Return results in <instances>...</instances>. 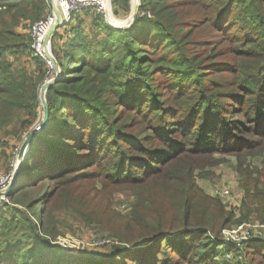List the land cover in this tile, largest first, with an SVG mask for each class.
I'll return each instance as SVG.
<instances>
[{
    "label": "trees",
    "instance_id": "obj_1",
    "mask_svg": "<svg viewBox=\"0 0 264 264\" xmlns=\"http://www.w3.org/2000/svg\"><path fill=\"white\" fill-rule=\"evenodd\" d=\"M5 2L0 128L19 110L30 116L19 121L26 125L38 114L42 77L33 71L35 59L19 61L30 42L16 26L43 17L49 6L48 0ZM138 6L129 27L92 14L95 29L86 32L83 13L77 24L63 25L72 33L57 58L61 76L46 93L48 125L31 140L8 195L27 210L0 203V264H224L227 251L264 264V235L225 245L221 231L235 223L236 211L196 180L219 162L214 154H235L242 208L264 207V167L248 161L264 153V0ZM36 187L40 194L28 197ZM118 188L137 196L127 220L112 211ZM62 209L86 223L106 219L101 227L111 230V249L54 244Z\"/></svg>",
    "mask_w": 264,
    "mask_h": 264
},
{
    "label": "rangeland",
    "instance_id": "obj_2",
    "mask_svg": "<svg viewBox=\"0 0 264 264\" xmlns=\"http://www.w3.org/2000/svg\"><path fill=\"white\" fill-rule=\"evenodd\" d=\"M132 1L133 0H112L114 15L119 19L128 18L130 16ZM3 2H5V0H0V4H2ZM5 4L7 5V3L5 2L0 6H2V8H5ZM139 4H137L136 11H138ZM83 14L84 15L82 16V19H84V22L82 23V26L84 30L86 32L93 31L95 29V26L93 24L94 15H92V13H90L89 11H85L83 12ZM110 16L111 15H109V18L105 16H103L102 18L111 25L117 24L121 25V27H129L133 24L130 18L127 22H115L110 18ZM37 20H33V18L22 19L20 24L16 26V30L26 35L28 37L29 42L30 30L32 29L34 23ZM78 21L79 19L75 17L73 23L77 24ZM57 31L58 32H55L51 40V50L56 59L58 57H62L65 41L72 33L70 31L69 26H61ZM8 55H10L11 58L18 60L17 56L12 52H9ZM31 59H35L37 62L34 65L35 68H33V71L36 75L42 77L40 81L41 83L55 76V67H51L50 64L41 56H36L30 48L28 49L25 58L19 59V61L26 62ZM57 62L60 66L58 59ZM50 69L53 70V73L49 75ZM40 84L38 87L39 93ZM41 109H43L42 104H39L38 114L35 118H33L29 125H26V121L19 122L20 119H29L30 117L29 114L24 110H19L18 113L14 115L12 122H10L7 126L0 128V181L1 178L4 179V177V180H6L4 184L0 185V189H4L11 180V176L14 170L15 158L19 156L22 141L25 135L27 134L28 130H30L38 121ZM34 129L35 128H33V130ZM214 157L219 158V162H217V164L207 166L205 168V173L203 175L198 174L196 180L206 192L212 195H217L219 197L220 194L218 193L217 189H221L222 187L230 185V188L235 195H233L235 197L233 198L234 202L231 201L230 198L227 199L225 196H221L220 198L227 204V208H232L234 209V211H236L235 223H233L231 226L222 229L221 235L223 238L226 237L228 241L239 240L244 233V227H246L248 223H264V221H262V218L264 217V207L261 208V204L257 203L258 207L257 205H252L250 212L242 208L241 201L239 202V200L240 197L244 195V190L241 185L242 176L240 172L236 169L238 163V156L232 153H216L214 154ZM263 158L264 153L261 155L257 154L249 156L248 161L250 162L251 166L256 165L259 167V169H263ZM263 172L264 170L262 171V173ZM261 179L262 180L260 186H262V184L264 186V176ZM97 185L100 188L102 187L101 180H97ZM46 186L47 183H44V187ZM240 191H242L243 193L240 194ZM39 194L40 190L38 187H36L32 192L29 193L28 197L36 196ZM3 201L14 205H20L23 209L27 210V208H25L20 203H16L14 199L11 198L10 200L8 196H4L3 199H1L0 203ZM136 201L137 196L131 190L125 188L115 189L111 198V207L113 208V214L117 216V220H127L132 214ZM96 208L103 209L104 205L101 202H98L96 204ZM253 208L257 209L253 210ZM56 214L58 218H55V220L58 221L57 225L59 233L54 238L50 237L51 241L54 242V244L70 251H77L82 246H88L92 249L101 251H109L111 249L113 245V241L110 240V238L113 237V235L111 234V230L108 228L101 227L103 225H106V219L103 220L101 218H98L90 223H86L84 220H82V217L78 213L72 212L70 210H58ZM261 230L262 234L256 235H264V227H262ZM107 237L109 238L106 239ZM232 254L234 255L232 259L227 258L226 254H224L220 256V261H223L224 264H247L246 258L243 254H236L234 251H232Z\"/></svg>",
    "mask_w": 264,
    "mask_h": 264
},
{
    "label": "built area",
    "instance_id": "obj_3",
    "mask_svg": "<svg viewBox=\"0 0 264 264\" xmlns=\"http://www.w3.org/2000/svg\"><path fill=\"white\" fill-rule=\"evenodd\" d=\"M48 3L49 6L46 14L43 17H41L39 20H37L34 23L32 29L30 30V49L32 52H34L36 56H41L50 64L51 67H53V65L49 61L50 58L46 54L45 39L50 27L57 21V17L52 9L49 0ZM139 3L140 0H137L136 7L137 4ZM56 4L61 13V18L64 24L71 23L77 15H80L85 11H89L92 14H102L105 17L109 18V12L113 10L112 0H56ZM143 13H147L149 16H151L150 11H143ZM52 73L53 70L50 69L49 75ZM4 179L1 178L0 185L5 183L6 180ZM217 191L220 194V197L221 196L226 197L232 195V190L230 188V185L222 187L221 189H217ZM1 199H3V197H0V201ZM262 227H264V223L262 224L248 223L246 227H244L245 229L244 233L239 240L228 241V239L224 237L222 238V241L225 243V245L240 246L243 241L249 240L252 236L256 234H262V230H261ZM225 254L226 257L229 259H232L234 257L232 251H227Z\"/></svg>",
    "mask_w": 264,
    "mask_h": 264
},
{
    "label": "water",
    "instance_id": "obj_4",
    "mask_svg": "<svg viewBox=\"0 0 264 264\" xmlns=\"http://www.w3.org/2000/svg\"><path fill=\"white\" fill-rule=\"evenodd\" d=\"M49 2L52 6L54 13L56 14L57 21L50 27L48 34L46 36V39H45V45H46V49H47V55L51 59V61L53 63L52 64L53 67H55V69H56V74L51 79H47L40 84L39 98H40L43 109L40 110V115H39L38 121L27 132V134L25 135V137L22 141V146H21L19 156L15 158L12 179L9 181L8 185L4 189H0V197L8 196L15 189L16 183H17L18 178L22 172L25 160H26L27 155H28L29 150H30L31 140L35 136H37L38 134L42 133L44 131V129L47 127L49 105L47 102L46 92H47L49 86L53 82H56L61 76L60 66H59L57 59L55 58V56L51 50V40H52V37H53L54 33L56 32V30L59 27L63 26L64 22L62 21L61 13L57 7L56 0H49ZM136 3H137V0H135V1L133 0L132 4H131L130 14L133 13V19L135 16L134 14L136 12ZM133 19H132V21H133ZM113 25L116 27H121V25H117V24H113ZM33 128H35V129L33 130Z\"/></svg>",
    "mask_w": 264,
    "mask_h": 264
},
{
    "label": "bare ground",
    "instance_id": "obj_5",
    "mask_svg": "<svg viewBox=\"0 0 264 264\" xmlns=\"http://www.w3.org/2000/svg\"><path fill=\"white\" fill-rule=\"evenodd\" d=\"M135 1V0H134ZM109 15H111L110 16V18L112 19V20H114L115 22H121V21H128V19L130 18L131 20L133 19V13H131L130 14V16L128 17V18H125V19H119L118 17H116L115 15H114V13H113V10H111L110 12H109ZM46 54H47V49H46ZM48 58V57H47ZM49 59V58H48ZM50 61H51V59H49ZM51 63H52V61H51ZM53 64V63H52ZM9 178V177H8ZM11 179H12V176H11ZM19 179V178H18Z\"/></svg>",
    "mask_w": 264,
    "mask_h": 264
},
{
    "label": "crops",
    "instance_id": "obj_6",
    "mask_svg": "<svg viewBox=\"0 0 264 264\" xmlns=\"http://www.w3.org/2000/svg\"><path fill=\"white\" fill-rule=\"evenodd\" d=\"M242 193H243V192L240 191V194H242ZM233 195H234V192L232 191V195H231V196H226V198H227V199L230 198V200L234 202V199H233V198H235V197H234L235 195H234V196H233ZM241 198H242V197H240L239 202L241 201ZM237 202H238V201H237Z\"/></svg>",
    "mask_w": 264,
    "mask_h": 264
}]
</instances>
